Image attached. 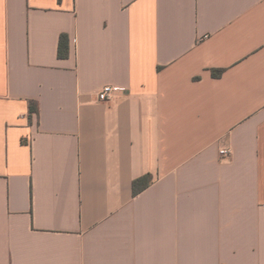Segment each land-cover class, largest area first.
<instances>
[{
    "label": "crops",
    "instance_id": "obj_1",
    "mask_svg": "<svg viewBox=\"0 0 264 264\" xmlns=\"http://www.w3.org/2000/svg\"><path fill=\"white\" fill-rule=\"evenodd\" d=\"M0 264H264V0H0Z\"/></svg>",
    "mask_w": 264,
    "mask_h": 264
},
{
    "label": "trees",
    "instance_id": "obj_2",
    "mask_svg": "<svg viewBox=\"0 0 264 264\" xmlns=\"http://www.w3.org/2000/svg\"><path fill=\"white\" fill-rule=\"evenodd\" d=\"M65 36L61 38L60 41V47H59V56L60 57H65L67 54V51L65 50ZM152 181V177L150 175L144 176L140 179H137L133 183V193L134 196H137L141 192H143L145 189H147Z\"/></svg>",
    "mask_w": 264,
    "mask_h": 264
},
{
    "label": "built area",
    "instance_id": "obj_3",
    "mask_svg": "<svg viewBox=\"0 0 264 264\" xmlns=\"http://www.w3.org/2000/svg\"><path fill=\"white\" fill-rule=\"evenodd\" d=\"M118 90L114 86H105L96 92L99 100L105 102H111L115 99ZM221 155L230 156L231 151L229 149L221 150Z\"/></svg>",
    "mask_w": 264,
    "mask_h": 264
}]
</instances>
